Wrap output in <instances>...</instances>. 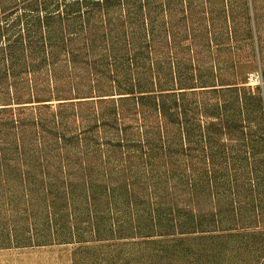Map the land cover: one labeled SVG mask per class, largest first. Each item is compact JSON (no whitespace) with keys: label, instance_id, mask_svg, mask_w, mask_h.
Wrapping results in <instances>:
<instances>
[{"label":"trees","instance_id":"trees-1","mask_svg":"<svg viewBox=\"0 0 264 264\" xmlns=\"http://www.w3.org/2000/svg\"><path fill=\"white\" fill-rule=\"evenodd\" d=\"M174 1L187 13L196 0ZM158 9L159 0H0V249L76 245L75 264H96L90 244L128 241L162 245L157 257L187 264L192 229L217 240L246 217L237 196L258 160L244 127L232 155L200 134L207 155L192 159L191 175H177L173 108L164 103L171 94L155 74ZM43 74L51 83L110 75L120 101L137 104L128 117L135 125L114 108L115 139L102 142L69 126L76 110L27 117L2 108L27 104L17 99L19 82L31 90ZM180 183L187 188L178 191ZM248 214L258 221L255 202Z\"/></svg>","mask_w":264,"mask_h":264},{"label":"rangeland","instance_id":"rangeland-1","mask_svg":"<svg viewBox=\"0 0 264 264\" xmlns=\"http://www.w3.org/2000/svg\"><path fill=\"white\" fill-rule=\"evenodd\" d=\"M167 4L159 0L155 74L160 89L171 94L164 103L173 108L177 175H191L192 159L207 155L200 134L212 138L216 153L232 155L240 149L244 127L258 160L254 173L249 169L241 177L244 190L237 201L246 210L242 215L246 217L235 227L237 230L219 233L217 240L192 229L187 264H264V0H196L193 11L187 13L182 12L178 1ZM110 77L66 74L51 83L50 77L36 75L31 90L24 89V81L19 82L21 96L17 99L27 104L2 108H13L16 114L25 112L27 117L61 108L67 115L76 110L80 117L70 120L69 126L92 129L95 138L108 142L115 139L113 109L119 108L125 117L121 123L129 125L134 123L128 117L137 108L133 101H120ZM101 95L107 97L99 98ZM63 98L72 100L60 105L64 102L58 99ZM37 100L51 102L43 105ZM186 188L180 183L178 191ZM179 197L186 200L183 192ZM253 202L259 212L255 222L247 218ZM128 243L90 244L98 248L89 255L101 258L96 264H108L102 259L113 256L117 260L112 264H178L175 259L157 257L162 245L131 247ZM78 248L0 249V264H75Z\"/></svg>","mask_w":264,"mask_h":264}]
</instances>
